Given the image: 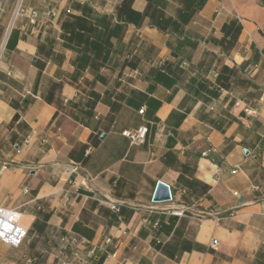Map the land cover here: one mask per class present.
I'll use <instances>...</instances> for the list:
<instances>
[{"label":"crops","instance_id":"1","mask_svg":"<svg viewBox=\"0 0 264 264\" xmlns=\"http://www.w3.org/2000/svg\"><path fill=\"white\" fill-rule=\"evenodd\" d=\"M25 3L37 21L0 60V207L28 235L0 264H264L260 0ZM143 124V144L122 134Z\"/></svg>","mask_w":264,"mask_h":264},{"label":"built area","instance_id":"2","mask_svg":"<svg viewBox=\"0 0 264 264\" xmlns=\"http://www.w3.org/2000/svg\"><path fill=\"white\" fill-rule=\"evenodd\" d=\"M10 0H0V22L3 16L7 13ZM26 16L29 19L31 24H35L37 21V12L26 6L25 0H14L13 8L10 13L8 24L3 35L1 48H0V60L4 47L6 46L11 31L14 28L17 20L20 17ZM253 68L250 65L247 69L251 70ZM144 109H141L140 112L143 113ZM249 114H256L255 110L246 108L245 109ZM264 117V114H263ZM149 132V127L146 124L140 125L135 129H125L122 131V134L129 138L132 144H143L146 142L147 135ZM89 154V151L87 152ZM206 154V153H205ZM115 210L119 208L113 204ZM22 216V213L18 209H7L0 207V240L10 244L14 247H19L22 245L24 240L28 235V231L19 224V220ZM65 240V238H63ZM108 242H111V239H107ZM218 244L217 239H213L211 246L214 248Z\"/></svg>","mask_w":264,"mask_h":264},{"label":"water","instance_id":"3","mask_svg":"<svg viewBox=\"0 0 264 264\" xmlns=\"http://www.w3.org/2000/svg\"><path fill=\"white\" fill-rule=\"evenodd\" d=\"M171 199H172V193H171L170 185L162 180L158 181L153 195V201L165 202V201H170Z\"/></svg>","mask_w":264,"mask_h":264},{"label":"trees","instance_id":"4","mask_svg":"<svg viewBox=\"0 0 264 264\" xmlns=\"http://www.w3.org/2000/svg\"><path fill=\"white\" fill-rule=\"evenodd\" d=\"M261 4L264 6V0H260Z\"/></svg>","mask_w":264,"mask_h":264}]
</instances>
